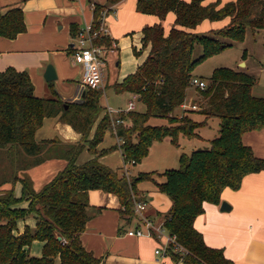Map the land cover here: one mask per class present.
Listing matches in <instances>:
<instances>
[{
  "label": "trees",
  "instance_id": "1",
  "mask_svg": "<svg viewBox=\"0 0 264 264\" xmlns=\"http://www.w3.org/2000/svg\"><path fill=\"white\" fill-rule=\"evenodd\" d=\"M121 1L95 4L94 30L99 28L101 12L106 8L114 10ZM203 1H138L139 11L155 14L161 20L174 12L176 20L168 34L162 22L143 29L144 45H151L148 57L135 73L114 85L118 92L138 94L145 107L143 111L126 114L132 119V126H116V135L123 140L121 148L126 167L141 163L156 141L170 137L179 146L181 135L197 137V129L206 123L205 120L194 121L188 115L179 121L172 118L185 101L193 70L205 59L232 47L234 42H242L248 28L264 30V0H237L223 6L220 2L204 5ZM226 17L231 18L230 22L220 29L207 33L187 30L196 28L205 19L216 21ZM25 30L21 7L0 14L1 36L13 39ZM77 31L74 27V35ZM99 43L108 48L112 46L108 36H102ZM197 43L204 50L201 56L194 58ZM255 84L254 76L246 71L227 67L215 69L203 90L208 106L201 113L206 115V120L210 117L220 119L219 135L210 140L206 149L182 153L177 169L163 173L142 172L131 178L129 169L113 170L97 157L76 165L75 157L82 145L57 149L55 141L40 142L35 138L45 117L60 114L64 122L87 139L101 113V89L88 88L81 102L68 103L58 95L37 97L27 71L9 67L0 72V156L6 155L13 165L12 168L8 163V171L2 167L0 186L17 181L23 185L19 198L15 197L13 188L0 192V264H100V259L86 250L81 240L88 221L108 208L117 209L122 216L133 217L136 201L144 198L138 186L145 181L153 182L158 191L172 201L164 226L188 250L183 256L184 264H234L222 249L206 244L194 222L204 212L206 202L220 204L225 188L239 189L246 175L264 169V159L257 157L242 140L245 133L264 129V97L253 95ZM152 117L165 118L170 123L150 125L148 121ZM112 125L110 115H105L89 142L91 150L96 152L97 145ZM55 156L68 159V166L39 192L34 190L27 175L18 177L16 174ZM9 173H14L11 178H7ZM24 200L29 201L27 209L13 208ZM30 215L36 218L35 227L26 225L19 233L18 222ZM35 240L44 242L39 257L29 254V247ZM179 258V254L172 253L175 264Z\"/></svg>",
  "mask_w": 264,
  "mask_h": 264
},
{
  "label": "crops",
  "instance_id": "2",
  "mask_svg": "<svg viewBox=\"0 0 264 264\" xmlns=\"http://www.w3.org/2000/svg\"><path fill=\"white\" fill-rule=\"evenodd\" d=\"M107 1L0 0V14H5L14 7H21L26 25V30L13 39L0 35V72L9 67L18 71H27L35 86L34 93L37 97H55L56 92L52 95H49L50 92L45 95L44 82L47 81L45 79L47 66L52 64L55 67L57 74L55 80H59L60 83L74 81L80 71L83 77L82 66L73 62V38H76L79 30L93 25L95 4L105 5ZM138 1L122 0L114 6V10H109L107 16L111 25V37L117 38L112 37L113 51L108 53V57L110 54L116 55V57L121 54L119 45L123 50L121 62H116V66H121V69H116L118 75L111 83L112 86L122 83L128 75L135 73L148 57L151 45H144L143 29L145 27L143 26L162 22L165 33L168 34L175 24L176 15L174 12H169L165 20H161L155 14H141L137 8ZM183 1L190 2L191 0ZM234 1L237 0H204L203 4L220 2V6H223ZM230 19V17L216 21L205 19L196 28L187 30L207 33L228 25ZM74 27L78 29L75 35ZM134 55L139 58H134ZM244 65L245 63L241 64L242 67ZM105 82L106 79L104 85ZM82 85L85 88L82 95L78 97L73 95L71 102L83 100L88 88L83 82ZM60 93L63 94L60 91L58 95ZM128 93L133 96V93ZM191 97L192 95L189 93L188 98ZM61 99L68 100L63 95ZM107 114V109L101 111L87 139H83L81 132L64 122L60 114L45 117L42 126L35 133V138L40 142L55 141L54 146L57 149H62L65 145H82L83 148L75 157L76 165H82L97 157L103 165L113 170L125 169L121 148L122 140L116 135L114 125L105 132L103 140L96 147V152L89 146V142L95 136L98 124ZM110 117L112 123L117 118H113L112 115ZM197 120H205L206 123L203 125L205 126L209 118L207 120L198 118ZM218 120L220 122V119ZM203 126L198 129H202ZM217 131L219 135V126ZM182 137L186 138L181 135L179 144ZM199 137L207 140L203 135H199ZM242 140L245 145L253 149L257 157L264 159V129L249 131L243 135ZM68 163L69 160L62 157H48L42 163L29 169L19 170L16 174L18 177L27 175L32 181L34 190L39 192L62 173ZM145 182H150L151 185ZM145 182H141L138 188L143 192L141 193L144 197L143 200L148 203L146 214L153 218L157 224L164 222L172 207V201L169 196L158 191L153 182ZM12 188L15 197H21L23 190L21 181L3 183L0 186V192ZM221 199V203L226 201L231 206L229 211H221V203L206 202L204 212L195 219V228L202 233L207 245L222 249L225 256L234 264H264V169L246 175L239 189L225 188ZM152 203H155L157 207H154ZM28 206L29 201L24 200L14 205L13 208L27 209ZM139 223V219L135 216L128 218L122 216L117 209H103L88 221L85 231L81 234L83 246L97 259H100V264H175L172 257L159 258L155 254L158 242L154 237L130 236L126 233L128 230L136 228ZM26 225L35 227L36 218L34 215L18 222V232L22 233ZM43 244L44 242L35 240L29 247V254L36 257L41 256Z\"/></svg>",
  "mask_w": 264,
  "mask_h": 264
},
{
  "label": "rangeland",
  "instance_id": "3",
  "mask_svg": "<svg viewBox=\"0 0 264 264\" xmlns=\"http://www.w3.org/2000/svg\"><path fill=\"white\" fill-rule=\"evenodd\" d=\"M138 12L141 14H149L141 11ZM108 20L109 19H107L105 24H103V27H106V29L108 30V33L104 35L110 37L112 40V37L114 36L111 37V25L109 24ZM148 26H153V25H145L143 27H148ZM114 39L117 38L114 37ZM76 41H77L76 38H73L72 43H75ZM119 48L121 54L118 55V57H116V55L113 56V54H110L109 57L107 55L106 65H105L106 82L103 89H101L102 91L99 99V104L101 107V111L110 108L116 111L119 110L118 108H120L122 111H124V113L121 116H125V120L127 124L132 126V119L127 117L125 112L128 102L130 101V99L133 98L132 94L128 92H117L115 87L111 85V83L115 81V78L118 75L116 69L118 70L121 69V66L119 67L116 66V62L117 61L121 62L123 58V50L121 45H119ZM203 50H204L203 46L200 43H197L195 45L193 57L198 58L199 56H201L203 54ZM134 58H139V57L134 55ZM243 63H245L244 67L241 66V64ZM222 67L232 68L234 70H243L253 75L254 78L256 79V84L253 88V95L264 97V30H252L251 28H248L245 38L242 42H234L232 47H229L224 51H222L221 53L205 59L204 61H202L200 64L197 65V67L193 70L192 74L193 77L205 79L207 83H209L214 70ZM81 78H82V72L80 71L77 74V78L71 82L66 81L60 83L59 80H55L53 82L45 81L44 82L45 95H47L49 92H50L49 95H52L54 92H56V94L58 95V92L62 91L63 94L60 93L58 96L60 98L62 97V95L65 96L68 99L65 102L70 103L73 95L74 96L76 95V97L81 96L83 90L85 89L84 86L82 85ZM203 92H204L203 90H199L198 88L190 85V87L187 90V95L184 102H187L189 104L190 102L191 104L194 103L196 104L197 108L196 109L189 108L187 109V111L185 110V112L180 108H177L172 118H175V120L177 121H179L185 115H188L194 121H198L197 120L198 118L200 119L206 118V115L201 113L202 109L208 106V99L204 96ZM189 93H191L192 95L191 98H188ZM44 98L47 97L44 96ZM135 110L143 111V104L139 100L136 101ZM112 114H113L112 115L113 118L119 116V114L115 112ZM148 123L150 125H165V124H169L170 122L168 119L165 118L163 119L161 117H156V118L152 117L148 121ZM176 123L177 122H175V124ZM216 126L217 127L219 126L220 129L219 120L214 117H210L207 122V125L203 126L202 129L201 128L197 129V133L201 136L203 135V137L207 139L206 141L201 139L198 135L194 139L193 138L190 139L188 137L186 138L182 137L179 146H176L171 141L170 137H167L161 141L154 142L152 144V147L150 148L149 155L145 157L141 163L126 167L127 169L130 170L129 171L130 177L134 178L142 172L155 171L158 173H163L165 170L168 169L179 168L180 166L179 158L182 153L190 154L197 149H206L210 146L209 139L218 136L217 134L218 131ZM115 127L113 126L114 129H116ZM1 160H3V165L2 166L0 165V173H1L0 180L3 179L2 167H5L7 171L9 170L10 167L13 168V165L11 166V162H10L11 159H8L6 155L0 156V161ZM12 174L9 173L7 178L8 177L11 178ZM146 184L151 185L150 182H147ZM140 193L143 192L140 190ZM152 205L154 207H157L155 203H152Z\"/></svg>",
  "mask_w": 264,
  "mask_h": 264
},
{
  "label": "built area",
  "instance_id": "4",
  "mask_svg": "<svg viewBox=\"0 0 264 264\" xmlns=\"http://www.w3.org/2000/svg\"><path fill=\"white\" fill-rule=\"evenodd\" d=\"M109 9L106 8L101 12L99 19V28L94 30V26H86L82 30H79L76 37V42L73 44V62L81 65L83 68L82 82L87 88L101 89L105 81V65L109 52L113 51V44L111 48H108L99 43L104 34L108 33L106 27L103 24L106 23ZM190 85L198 88L199 90H205L207 88V81L202 78L192 77ZM139 100V95L133 93V98L128 102L126 108V114L136 109V101ZM192 108L196 109L195 104H189L187 102L182 103L181 109L183 111ZM117 113L119 116L113 122L114 126L123 125L124 127H130L126 120L121 116L124 111L121 109L114 111L113 109H107L108 115ZM122 140V139H121ZM123 142V140H122ZM128 173V171H127ZM129 174V173H128ZM148 209L147 201H136L134 206V216L139 219V225L128 230L126 233L130 236H151L154 237L158 245L155 249V254L159 258L172 257V253L180 255L177 264H184L183 256L188 253V250L177 241L176 235L171 234L164 226V222L156 223L153 218L146 214Z\"/></svg>",
  "mask_w": 264,
  "mask_h": 264
},
{
  "label": "water",
  "instance_id": "5",
  "mask_svg": "<svg viewBox=\"0 0 264 264\" xmlns=\"http://www.w3.org/2000/svg\"><path fill=\"white\" fill-rule=\"evenodd\" d=\"M45 79L47 81H53V80L57 79L55 67L52 64H49L47 66V70L45 73ZM230 208H231V206L226 201H223L221 203V211H229ZM59 239H61V237H59Z\"/></svg>",
  "mask_w": 264,
  "mask_h": 264
}]
</instances>
